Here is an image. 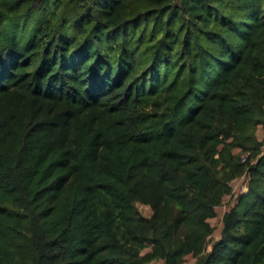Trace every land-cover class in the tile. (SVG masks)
<instances>
[{
  "label": "trees",
  "instance_id": "16d2710c",
  "mask_svg": "<svg viewBox=\"0 0 264 264\" xmlns=\"http://www.w3.org/2000/svg\"><path fill=\"white\" fill-rule=\"evenodd\" d=\"M189 257L264 264V0H0V264Z\"/></svg>",
  "mask_w": 264,
  "mask_h": 264
},
{
  "label": "rangeland",
  "instance_id": "374dc122",
  "mask_svg": "<svg viewBox=\"0 0 264 264\" xmlns=\"http://www.w3.org/2000/svg\"><path fill=\"white\" fill-rule=\"evenodd\" d=\"M261 131H258V136L260 137ZM250 182L249 175H245L232 183L233 187V194L232 196L226 197L223 205L217 209V216L216 218L210 220V223L214 227V235L213 240H219L222 230V221L224 214L231 208L233 205L234 199H236L240 194L248 192V186ZM137 208L139 209L140 213L145 216L149 217L151 215V209L148 206L142 205L140 203L137 204ZM156 264H163L162 262ZM186 264H194V259L188 258Z\"/></svg>",
  "mask_w": 264,
  "mask_h": 264
},
{
  "label": "built area",
  "instance_id": "2783aa9c",
  "mask_svg": "<svg viewBox=\"0 0 264 264\" xmlns=\"http://www.w3.org/2000/svg\"><path fill=\"white\" fill-rule=\"evenodd\" d=\"M244 160H245V158H244Z\"/></svg>",
  "mask_w": 264,
  "mask_h": 264
}]
</instances>
